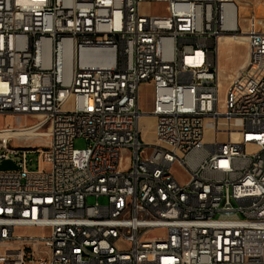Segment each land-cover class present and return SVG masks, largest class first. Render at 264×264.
Instances as JSON below:
<instances>
[{
  "label": "built area",
  "instance_id": "1",
  "mask_svg": "<svg viewBox=\"0 0 264 264\" xmlns=\"http://www.w3.org/2000/svg\"><path fill=\"white\" fill-rule=\"evenodd\" d=\"M240 6L0 0V115L47 143L0 140V264H264V14ZM224 36L249 58L218 109Z\"/></svg>",
  "mask_w": 264,
  "mask_h": 264
},
{
  "label": "rangeland",
  "instance_id": "2",
  "mask_svg": "<svg viewBox=\"0 0 264 264\" xmlns=\"http://www.w3.org/2000/svg\"><path fill=\"white\" fill-rule=\"evenodd\" d=\"M238 2L240 3V5L241 4L246 5V3H252L256 6V8L258 6L260 9L264 7V0H238ZM246 12H247V8H246V11L244 12L241 11L240 13V25L242 28H245L247 26V23L245 21ZM257 12H258V9H257ZM231 40H223L219 43L220 47L217 46V44H215L213 48V53H214L213 59H214V62H215V65L218 71L219 82H220V87H221L220 98L221 99L225 98L223 101L225 104H227V96H225V92L227 88L229 87V93H236V86H229V84L233 82L237 72L247 64L248 58H249V53H248L246 45L245 44L238 45L235 43L233 39ZM246 50H247L248 56L245 62L243 61V56L246 54ZM235 70L236 72L234 73ZM152 106H153V87L151 85H143L140 90L141 112L151 111ZM39 121H40L39 119H29V125L30 126L35 125ZM141 123H142V128H143L142 138L144 140L153 139L154 119L146 116L142 120ZM7 128H16L15 119L11 116H1L0 115V131L7 129ZM144 135L146 139L144 138ZM38 144L46 145L47 143L45 139H43ZM11 145L12 146H20V145H30L31 146L33 145V141L19 142V141L13 140ZM86 146H87L86 142L82 139H78L75 142V147L78 149H83ZM31 158H33L34 161L38 160L37 155L36 157L31 156ZM30 169L32 170L36 169V164L34 163ZM175 172L176 174H178L180 180L183 181L184 173H182V171L178 169H175ZM88 203L95 204L96 200L94 198H91L88 200ZM100 203L104 204L105 200L101 199Z\"/></svg>",
  "mask_w": 264,
  "mask_h": 264
},
{
  "label": "bare ground",
  "instance_id": "3",
  "mask_svg": "<svg viewBox=\"0 0 264 264\" xmlns=\"http://www.w3.org/2000/svg\"><path fill=\"white\" fill-rule=\"evenodd\" d=\"M241 11L244 12L246 11V8L241 4ZM258 13L264 14V7L260 9L257 6ZM250 15V12L247 10L246 12V17ZM233 39L236 44H245V38L244 37H231V36H224L221 37L218 42L217 46H219V43L223 40H231ZM232 41V40H231ZM234 43V42H233ZM245 46V45H244ZM220 47V46H219ZM242 52V51H241ZM248 53L246 50V54L243 56V61L246 62ZM224 89V88H223ZM178 91H185V83H178ZM225 98L221 99L220 95H212V105L217 106L218 109H226L227 104H225L224 101ZM146 116H142L140 118V123ZM140 128L142 129L143 133V128H142V123L140 124ZM144 138L146 139L145 135ZM19 140V141H33L34 144H38L41 140L44 139V135L42 134H37L33 130H23V129H4L0 131V140L4 141L6 143L12 142L13 140ZM148 140V139H146ZM148 141H152L148 140ZM38 160H45V153H36ZM88 254H89V259H100V252H99V244H92V246H88Z\"/></svg>",
  "mask_w": 264,
  "mask_h": 264
},
{
  "label": "water",
  "instance_id": "4",
  "mask_svg": "<svg viewBox=\"0 0 264 264\" xmlns=\"http://www.w3.org/2000/svg\"><path fill=\"white\" fill-rule=\"evenodd\" d=\"M18 168L11 161H4L0 164V171L17 170Z\"/></svg>",
  "mask_w": 264,
  "mask_h": 264
},
{
  "label": "crops",
  "instance_id": "5",
  "mask_svg": "<svg viewBox=\"0 0 264 264\" xmlns=\"http://www.w3.org/2000/svg\"><path fill=\"white\" fill-rule=\"evenodd\" d=\"M239 66H240V65H239ZM239 66H238V68H239ZM238 68H237V69H238ZM237 69H236V70H237ZM236 70L234 71V73L236 72Z\"/></svg>",
  "mask_w": 264,
  "mask_h": 264
}]
</instances>
